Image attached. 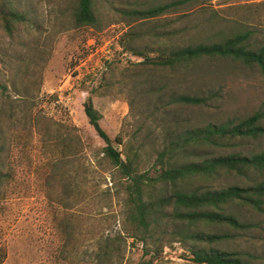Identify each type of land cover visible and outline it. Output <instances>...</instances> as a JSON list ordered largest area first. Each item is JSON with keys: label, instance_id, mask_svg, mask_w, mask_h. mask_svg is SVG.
I'll return each mask as SVG.
<instances>
[{"label": "rangeland", "instance_id": "obj_1", "mask_svg": "<svg viewBox=\"0 0 264 264\" xmlns=\"http://www.w3.org/2000/svg\"><path fill=\"white\" fill-rule=\"evenodd\" d=\"M14 1L27 17L12 35L0 27V264H196L175 236L157 260L159 243L120 238L127 233L128 180L104 156L106 144L84 102L91 97L103 129L124 139L115 144L124 157L129 148L137 152L141 171L154 168L164 146L187 129L264 115V70L257 63L217 57L164 68L141 64L124 46L134 30L141 35L135 44L150 56L247 30L256 50L264 46V0H194L151 20L122 11L172 0H95L93 26L75 24L74 0ZM183 94L206 103L177 101ZM234 152H264V135L199 154ZM259 182L264 170L252 168L197 184ZM235 209L253 216L257 228L221 247L254 251L264 264V213ZM105 252L110 259H99Z\"/></svg>", "mask_w": 264, "mask_h": 264}, {"label": "trees", "instance_id": "obj_2", "mask_svg": "<svg viewBox=\"0 0 264 264\" xmlns=\"http://www.w3.org/2000/svg\"><path fill=\"white\" fill-rule=\"evenodd\" d=\"M192 1L194 0H172L147 8L123 9L122 13L131 19L151 20ZM74 3L75 24L95 25V0H74ZM26 17L14 0H0V27L9 35L14 33L18 23L26 21ZM140 38L139 30H134L124 46L144 59L141 64L174 68L203 58L220 57L257 63L264 70V46L256 50L250 48V32L247 30L228 36L222 34L220 39L211 42L203 40L170 46L151 56L135 44ZM153 51L158 52L150 50ZM177 101L199 105L206 103V98L183 94L177 97ZM84 111L106 144L103 147L104 156L121 178L128 180L125 186L127 196L124 226L127 233L119 234L125 243L128 238L133 243L149 239L156 245L159 243L152 254V258L157 260L162 256L164 246L171 243L175 236L188 249V257L185 255L187 259L196 264H262V256L254 251L225 249L221 245L257 228V222L252 221L253 216L244 215L235 208L242 206L251 212L264 213V182L221 188L197 184L202 180L208 182L219 179L225 174L245 176L252 168L264 170V152H234L211 157L199 154L200 150L221 148L226 141L236 138H257L264 135V125L261 123L264 115L261 111L238 123H209L187 129L184 137L180 134L164 146L157 157V164L146 171L139 168L134 149L129 148L124 157L118 146H115L123 145L124 139L120 135L112 139L103 129L100 123L102 115L91 97L84 102ZM178 153H181V157L175 159ZM158 233L162 235L156 236ZM168 236H171L168 241L161 238ZM103 257L109 260L110 254L105 252L99 259L102 260Z\"/></svg>", "mask_w": 264, "mask_h": 264}]
</instances>
